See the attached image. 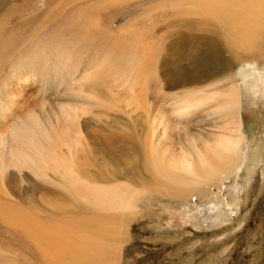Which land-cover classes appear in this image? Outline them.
Returning a JSON list of instances; mask_svg holds the SVG:
<instances>
[{"label": "rangeland", "instance_id": "1", "mask_svg": "<svg viewBox=\"0 0 264 264\" xmlns=\"http://www.w3.org/2000/svg\"><path fill=\"white\" fill-rule=\"evenodd\" d=\"M241 4L0 0V264H264V25L237 44ZM97 134L120 161L85 196L39 167ZM26 211L82 257L43 255Z\"/></svg>", "mask_w": 264, "mask_h": 264}, {"label": "bare ground", "instance_id": "2", "mask_svg": "<svg viewBox=\"0 0 264 264\" xmlns=\"http://www.w3.org/2000/svg\"><path fill=\"white\" fill-rule=\"evenodd\" d=\"M196 1L200 4L201 8L207 12L213 11L217 7V4H218V0H196ZM243 1H244V4H241L242 6L241 14L234 13V15H232L231 13H228V14H225V18L228 22H239L243 24V30L239 32L236 31L235 33L236 36H235V39L233 40H235V42L237 41V44H240L241 46L248 47L252 44V39L258 36L262 26L264 25V0H243ZM228 33L233 38V31L229 30ZM225 66H223V68ZM210 76H212V74L208 75V77ZM230 113H232V111H230ZM231 117L233 116L231 115ZM113 136L114 135L108 134V137H107V135H104V134H101V135L97 134L96 136H94V140L89 141V145L85 144L83 150H80V151L73 152V151H70V147H68L69 149V151L67 149V153L69 154L68 160L64 158L63 159L55 158V160L53 161L51 157L49 156V154L46 153L44 154L42 158L40 157L39 167L44 166V168H48V169L50 168L52 170H57V171L62 169L63 170L62 172L65 175L66 185H68V187L69 186L72 187V190L75 191L76 194L85 196L84 194H86L88 188H90V186H88L86 182H91V185H98V183L101 181H108L107 179L109 178V176H107L106 174V171H107L106 166L109 167V164L111 163L116 166V164H118L120 161V159L117 156H115L114 149L110 150V147H108V145L106 144L108 143V141L109 143H111L112 140L115 141V138H113ZM78 138H81V137H78ZM100 145H103V146H100ZM132 146H134L136 149ZM127 147H129L131 151L138 152L136 144L135 145L131 144V146L129 145ZM227 148L233 151L235 153V156L239 155L240 148L236 146L235 141L232 142L231 140ZM191 151L192 152L196 151L197 154L195 153L194 156H196L198 160H200V158H203L199 154L198 150L192 149ZM153 152L154 150H152L151 148V152L149 156L150 158L145 160L147 161L146 165L154 169L156 173H159L160 174L159 176L161 177L163 176L164 178H169V179L173 178L172 175L174 173L170 172V170L165 169L163 166H161L162 162H161L160 156L157 153L153 154ZM219 154L220 153H218L217 156H219ZM225 158L226 156L224 157V159ZM234 159L235 158H229L228 160L225 159V161L226 163H229V160L233 161ZM95 172H98V173L94 174ZM152 172L154 171L152 170ZM175 178H177V176H175ZM101 186L103 185L101 184ZM25 213H28V215L25 214V217H24L25 221L21 225L22 230L25 232L24 234L26 235V237L31 239L30 241L36 242L37 248H40L39 250L42 251L43 255L45 252L50 250L53 256V254L58 253L60 249H62L63 247H66L75 252L76 258L82 257V254H80L79 252L83 248L81 246L83 245L82 244L83 242L82 243L79 242L78 237H75V240L69 243V242H64V239L62 238L63 236L59 237L53 234V231H50V233H41L38 230V228L35 226L32 220L30 211H26ZM116 218L119 219L120 217H116ZM116 228L119 229L120 227L116 226L114 230H116ZM92 245H93L92 242L88 244V246H86L85 251L93 247ZM91 251L94 252L92 253V255H94L95 251L94 250H91ZM87 255L88 254H85L84 257H88ZM90 257H93V256H90ZM101 263H103L102 260H101Z\"/></svg>", "mask_w": 264, "mask_h": 264}]
</instances>
